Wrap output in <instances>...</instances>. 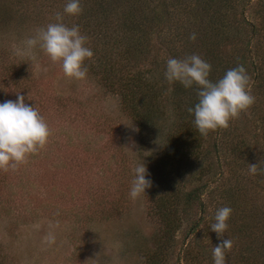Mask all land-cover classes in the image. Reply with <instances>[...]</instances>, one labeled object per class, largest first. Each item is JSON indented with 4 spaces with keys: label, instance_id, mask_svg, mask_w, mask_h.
<instances>
[{
    "label": "trees",
    "instance_id": "16d2710c",
    "mask_svg": "<svg viewBox=\"0 0 264 264\" xmlns=\"http://www.w3.org/2000/svg\"><path fill=\"white\" fill-rule=\"evenodd\" d=\"M67 2L0 0V103L15 101L17 93L24 95L28 89L34 93L39 91V84L29 80L32 64L27 61L31 60L17 56L14 48L16 44L23 48L24 40L34 36L38 28L56 22V14L61 13L63 23L68 27L78 25L88 37L86 46L94 56L84 62L87 76L98 83L103 94L117 98L120 111L135 125L136 154L146 150L145 166L149 173L146 179L152 181V187L145 190L144 196L149 213L158 223V232L151 235L152 247L139 249L141 264H168L175 246V233L192 207L201 216L191 220L188 232L203 225L204 216L214 223L215 212L222 206L233 210L225 236L233 240L227 264H264V207L255 201L259 193L264 195V0H256L261 5L262 31L242 18L243 9L251 0H80L83 13L76 17L64 14ZM180 29L182 32L176 35ZM248 30L250 36L259 35L252 42L258 64L248 61V44L236 43ZM192 33L196 34L195 41L189 39ZM171 34L174 36L170 37ZM176 37L179 40L174 42ZM154 45L157 47L153 48ZM160 48L167 59L199 55L211 64L209 79L213 82L238 65H243L250 77L252 74L251 94L255 103L251 121L253 126L259 123L258 135L254 133L253 137H258L260 145L259 155L252 163L259 166L256 175L243 170L250 157L245 150L248 147L250 151L256 140L251 143L252 135L245 138L237 134V128L236 134L225 135L220 145L212 140L209 143L208 136H201L194 124V114L187 111L198 102L196 86L186 89L179 82L166 80V63L160 61L164 57L156 54ZM41 51L37 47L34 54L37 56ZM42 58L48 56L43 54ZM9 86L16 91L13 97L4 89ZM167 111L172 119L166 123ZM226 148L228 151L223 152ZM221 152L232 155L231 162L228 160V179L216 174L221 186H214L211 192L225 199V203L215 211L211 205V212L206 207L204 212L202 197L207 185L202 177L214 170L212 163L206 164V161L211 154ZM243 152L245 156L240 155ZM4 178L8 174L0 171L3 200L10 190L2 185L6 183ZM242 181L245 186L240 184ZM214 241L216 245L220 243L215 232L211 238ZM184 248V264L192 259L214 264L205 246L193 253V245L188 241ZM7 260L0 249V264H8Z\"/></svg>",
    "mask_w": 264,
    "mask_h": 264
},
{
    "label": "rangeland",
    "instance_id": "374dc122",
    "mask_svg": "<svg viewBox=\"0 0 264 264\" xmlns=\"http://www.w3.org/2000/svg\"><path fill=\"white\" fill-rule=\"evenodd\" d=\"M260 12L261 5L251 0L245 5L242 18L262 31ZM181 32L176 30V35ZM247 33L244 38L238 37L236 43L248 44L247 59L258 64L253 43L259 35L250 36L249 30ZM161 51L162 48L158 49L156 54L164 57L165 61H160L166 63L168 59ZM41 52L35 62L27 61L32 64L29 80L39 84L40 89L37 93L25 90L23 96L25 103L36 107L48 123L50 142L44 150L30 156L18 171L6 172L8 178H4L6 183L2 185L10 190L4 200L0 194V249L8 257V264H141L139 249L152 247L151 235L158 232V223L149 213L147 198L142 195L133 200L129 194L134 169L142 162L145 164L146 154V150L136 154L135 125L120 111L117 98L103 94L92 77L69 79L59 72L57 63L42 58ZM4 89L9 96L16 94L11 86ZM251 110L252 107L239 119L230 121L227 130L218 129L208 135L209 143L216 141L218 145L224 143L225 135L236 134L235 128L237 134L252 135L250 142L256 140V144L250 151L248 147L245 150L250 157L244 172L260 151L259 139L253 137L258 135L259 123L253 126ZM169 115L167 111L166 123L172 119ZM223 152L211 154L206 161L212 163L214 170L202 177L207 185L202 197L204 212L206 207L211 212V205L215 211L225 203V199L211 192L214 186H221L217 175L228 179V160L231 162L232 155ZM245 152L240 155L245 156ZM210 176L214 177L206 180ZM240 184L245 186L243 181ZM255 201L264 207L262 193ZM187 213L175 233L168 264H184L182 250L188 241L193 245V253L205 246L213 259L216 241L211 242L210 218L204 216L205 223L196 232H188V224L201 213L195 207ZM50 237L55 238L54 243H49ZM187 264L204 263L192 259Z\"/></svg>",
    "mask_w": 264,
    "mask_h": 264
},
{
    "label": "clouds",
    "instance_id": "9594fccd",
    "mask_svg": "<svg viewBox=\"0 0 264 264\" xmlns=\"http://www.w3.org/2000/svg\"><path fill=\"white\" fill-rule=\"evenodd\" d=\"M64 14L79 16L83 13L80 0H68ZM56 22L36 30V34L23 41V48H14L17 56L36 61L34 49L39 47L53 62L62 67L64 75L73 80H84L88 74L85 60H91L93 51L86 46L88 37L83 35L78 25L68 27L63 23V16L57 13ZM196 34L189 36L196 40ZM211 64L199 55L193 54L184 59L169 58L164 73L169 83L179 82L184 88L196 86L198 102L187 111L194 114V124L201 136L218 129L227 130L230 121L239 119L242 113L254 105L255 97L251 94V77L243 65L226 71L224 76L213 82L209 79ZM51 130L39 110L25 103V97L17 93L15 101L0 103V171H16L29 162V157L44 150L50 142ZM249 173L256 175L258 164H248ZM132 181L130 197L135 200L146 195L145 190L152 187V181L145 164H138ZM230 207L216 210L211 231L217 234L220 243L213 247L214 264H227V254L233 249V240L225 238L228 220L232 214ZM55 238L50 237L49 243Z\"/></svg>",
    "mask_w": 264,
    "mask_h": 264
}]
</instances>
